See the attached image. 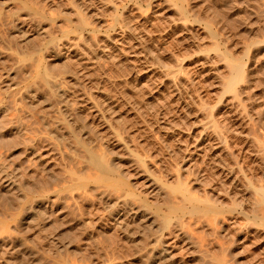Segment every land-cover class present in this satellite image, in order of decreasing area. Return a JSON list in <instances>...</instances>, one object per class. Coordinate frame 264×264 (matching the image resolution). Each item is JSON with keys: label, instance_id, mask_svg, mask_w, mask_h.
Wrapping results in <instances>:
<instances>
[{"label": "rangeland", "instance_id": "374dc122", "mask_svg": "<svg viewBox=\"0 0 264 264\" xmlns=\"http://www.w3.org/2000/svg\"><path fill=\"white\" fill-rule=\"evenodd\" d=\"M155 246L264 264V0H0V264Z\"/></svg>", "mask_w": 264, "mask_h": 264}, {"label": "bare ground", "instance_id": "6f19581e", "mask_svg": "<svg viewBox=\"0 0 264 264\" xmlns=\"http://www.w3.org/2000/svg\"><path fill=\"white\" fill-rule=\"evenodd\" d=\"M17 30H19V29H17ZM22 38H24V37H22ZM6 178H8V177H6ZM5 178V180H6V182H8L9 183V185H11V181L9 180L10 178H8V179H6ZM139 212V211H138ZM120 215H121V213H118L117 214V217H120ZM118 219H120V218H118ZM157 246H155V247H152V248H154L152 251L155 253V256H154V262H152V264H163V262H166L167 261V250L168 249H162V247L160 246V248H156Z\"/></svg>", "mask_w": 264, "mask_h": 264}]
</instances>
